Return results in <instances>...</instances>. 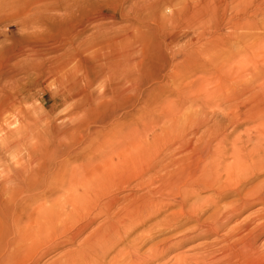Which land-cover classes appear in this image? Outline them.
Listing matches in <instances>:
<instances>
[{
    "label": "rangeland",
    "instance_id": "1",
    "mask_svg": "<svg viewBox=\"0 0 264 264\" xmlns=\"http://www.w3.org/2000/svg\"><path fill=\"white\" fill-rule=\"evenodd\" d=\"M148 1L0 0V90L6 84L8 73L13 71L15 80H18L15 81L16 89L11 92L21 93L22 97L30 96L23 99L20 108L15 112L5 113L2 121L0 120V179L2 181L4 177L3 182L8 180L12 187L27 180L28 175L25 178L16 176V179H11L12 170L18 169L11 163L14 155L21 158H26L27 155L23 143L11 145L7 151L3 148L8 137L6 132L20 138L19 140L28 136L29 147L36 143V134L25 127L29 122L27 117L48 113V108L53 103L50 101L51 93L56 89L54 84L53 87L48 84H44V87L34 85V78L26 70L29 62H26L25 55L29 52L23 55L21 53L29 46L49 45L60 40L69 42L77 35L81 45L77 50L80 60L77 64L70 63L68 68L71 71L78 69L75 72L76 79L81 84H85L90 77L93 79V88L90 90L94 98L85 107L80 104L70 106L71 101L62 102L60 98L59 107L49 114L52 120L61 118L62 121L55 122L64 130L85 123L89 116H94L96 123H93L82 140L77 137L72 139L65 148L61 147L57 151V155V147L49 146L55 162L48 174H56L59 169L64 170L65 166L70 169L89 163L94 181L109 183L110 194L119 201L112 209L113 212L119 211L123 206H127V209L139 206V213H143L145 207L141 205V197L153 195L163 189L161 209L158 207L156 212H149L147 218L151 219L146 224H127L134 228L115 245V251L125 243L129 244L132 237L137 235L152 236L146 242L144 250L165 236L176 234L174 237H182L181 231L165 234L155 230L156 227L153 228L159 217L180 209L179 201L182 196L176 194V183L171 172L183 171L185 176L189 174L191 177H201L196 181L198 192L192 200L204 199L203 214L209 215L213 210L206 207L209 204L207 199L216 198L217 195L214 189L207 186V182L213 178L212 166L218 155L224 154L221 156L224 163H229L230 152L235 148L245 153H264V0H242L240 9L251 5L250 2L256 5L258 12L255 16L236 14V1L231 2L227 11L210 22L203 24L201 20L188 23L185 27L190 35L195 36L196 49L202 38L208 40L207 50L205 53L196 50L189 64L177 71H174L172 65L167 64L161 68L157 62L151 64L149 55L140 61L141 50L147 49L146 54H149L153 44L168 37L165 33L160 36L156 34L157 24L150 20L152 15H149ZM156 13L165 14L166 9L160 8ZM179 26L181 24L177 23L175 29ZM186 36L174 41V48H177L174 49L175 54L168 51L170 59L182 57L181 47L184 45L181 44ZM69 53L67 52L68 56L73 55V52ZM95 75L97 76L94 77ZM189 83H193L192 86ZM39 106L41 109L37 113L36 108ZM29 107L33 110L30 111ZM97 110L98 113L95 112ZM171 112L175 114L174 120ZM108 143H112L109 145H112L113 150L106 148ZM119 143H125L126 147L120 148ZM11 155L14 156L13 161ZM198 160L199 164L196 162ZM263 179L264 175L259 179L246 181L243 188L251 187ZM61 183H49L48 186L35 187L32 192L17 193L14 196L16 199L11 201L5 193H0V257L16 256V253L31 249V241H37L40 235L34 218L43 214V208L53 206L56 209L65 202L66 191ZM169 195L173 198L168 197ZM234 199H224L220 205L229 206ZM260 210H264V205L257 204L247 208L233 218L227 230L240 224L239 221L243 222L247 217L260 213ZM97 212L92 210L93 215ZM106 216L103 213L93 218L91 225L75 239H70L71 235L67 231L56 236L42 237L43 241L36 251L37 246L31 249L32 255L25 258V263L22 261L20 264H59L67 255L89 241L94 231L104 224ZM182 221L185 222L184 219ZM191 224L196 223L190 222L186 228ZM30 231L33 232L31 235ZM21 232H27L25 238L21 237ZM152 232L154 236L151 235ZM222 233L223 231L219 236L207 238L200 236L199 232H193L189 242L184 245L175 243L164 259L150 264H162L170 260L168 264H181L180 260L194 264L187 256L200 252L197 246L220 239ZM263 240L264 234L259 239L260 249L264 251ZM115 251L108 259L116 254Z\"/></svg>",
    "mask_w": 264,
    "mask_h": 264
},
{
    "label": "bare ground",
    "instance_id": "2",
    "mask_svg": "<svg viewBox=\"0 0 264 264\" xmlns=\"http://www.w3.org/2000/svg\"><path fill=\"white\" fill-rule=\"evenodd\" d=\"M236 1V8L238 9V12L236 13L235 11V13L239 14V16L246 14L255 16L258 12L257 7L255 8L256 5L252 4V2H250L251 5L240 9L242 0H149V15H152L150 20L157 24L155 29L156 34L160 36L165 33L164 35L168 34V37L161 38L162 41H157L155 45L153 44L150 48L151 50L149 51V54H146V51H148L147 49L146 51L141 50L142 55L140 61H142V58L149 55L150 61H152L151 64L157 62L161 65V68L167 64L172 65L174 71H177L181 67L183 68L189 64L190 59L194 56L196 50H200L202 53H205L208 44V40H203L201 38L199 39L201 44L196 49L194 46L195 36L190 35L185 26L188 23H193L194 21L200 22L202 20L201 23L203 24L208 21L210 22L211 20L217 18L222 12L227 11L231 2ZM160 8L166 9V13L162 15L157 14L156 11ZM177 23H180L181 26L175 29V25ZM184 35L187 36L186 38L184 37L186 40H184V43L181 44L184 45L182 46L183 48L180 46L182 49V57L175 60L170 59L171 57H168V51L170 50V52H174L175 54L174 49L177 47L174 48L175 45H173V43ZM52 44L29 46L27 49H24L23 52L21 51L22 55L29 52L25 55L27 58L26 62H29L26 70L31 74V77L34 78L35 86H43L44 84H48L50 86L54 84L56 86V89L53 90L50 97V101H53L48 108L50 114H52V112H54L53 110L61 104L58 102L60 101V98H62V102L71 101L72 104H69L70 106L76 107L80 104L85 107L89 100L94 98V95L90 90L93 79L91 77L88 78L87 82L85 84L82 83V85L80 80L76 79L77 74L75 72L78 71V69H75L76 71H71L68 68L70 63L77 64L80 60L79 52L77 51L81 47L78 42V36L76 35L74 40L69 42L60 40L53 42ZM67 52H73V55L68 56ZM179 55L181 54L179 53ZM15 76L16 75H14L13 71L8 73L5 82L6 84L4 86L5 88L1 86L3 88L0 90V120L3 119L5 113L11 111L15 112V110L20 108L23 99L30 97L29 95L22 97L20 95L21 93L14 94L11 92L12 89H16L15 81L18 80V78L15 80ZM96 76L97 75L94 77ZM120 76L122 75L120 74ZM85 79H87V77ZM192 84H190V86H192ZM187 93L189 92L187 91ZM39 108L41 109L40 106L36 108L37 113L40 110ZM94 108L92 110H94ZM98 109L100 110L101 107ZM32 110L33 109L30 111ZM99 110L95 112L98 113ZM49 112H45L46 114L44 112H42V114H37V117L35 115H28L27 118L29 122L25 127L30 132L36 134V143H34L31 147L28 145V136L23 137V140H19L20 138L17 139L13 134L8 132H6L8 137L5 139L6 142H4L3 145V148L7 151L11 148V145H21V143H23L27 155L26 158L14 155V161L12 158L13 155H11L13 162L10 161L18 167V169H14L12 167L14 171L12 170V174H10L12 175L11 179H14L16 176L25 178L28 175L27 180L23 182L24 184L19 183L20 185L16 186L18 187L17 190H11L16 187L10 186L8 180L3 182L4 177L2 178V181L0 179V193H5L9 197L10 201L11 199H16L14 196L17 193L20 194L24 191L32 192L37 186H48L49 183L52 184L54 182H62L61 184L66 191V195L63 194L65 195V202L61 206L57 205V211L53 206L46 209L43 208L41 210L43 211V214L39 216L41 218H34L33 221H35L40 235L37 241H31L29 245L32 246L31 249L37 246L34 250L36 251L38 246L43 241L42 237L46 238L47 236H56L57 234L64 233L66 231L70 233V239H75L91 225L94 221H91L93 218H97L99 215L105 213L107 216L104 224L102 223L98 230L94 231L95 233L93 235L92 233L90 234L92 237L89 241L87 240L73 253L67 255L64 260L59 262V264H150L151 262L164 259L169 253V250L174 247L175 243L184 245L187 241L189 242L193 232H199L200 236L212 238L220 234L222 231L223 233L221 234L220 239L216 238L212 242H207L206 245L204 243V246L201 245L202 247L197 246L196 248L201 251L187 256L189 261L191 260V263L194 264H264V251L260 249L259 244V239L264 234V210L261 211L263 208L260 210L261 212L259 211L260 213H258V211V214L251 213L254 215L250 214L251 216H246L247 218L245 217V220L242 219L243 222L239 221L241 222L240 224L237 223L238 225L235 224L237 226L233 229L230 228L227 230L228 224L233 220V218L239 216L243 211H246L247 208L257 204L264 205V179L260 180V182L251 187L246 189L243 188L246 181L253 179L256 180L264 175V153L262 155L253 151L245 153L235 148L230 152L231 161L229 163H224V159L221 157L224 154L220 153L218 155L217 159L213 162L214 165L212 166L213 178L207 182V186L214 189L217 195L215 196L216 198L211 197L207 199L209 200V204L207 203L206 207H210L213 210L209 215L207 212L205 213L208 216L203 214V207L205 206H202V203L205 200H192L198 192V183L196 181H198L201 177H191L189 174L185 176V172L183 173V171L180 173L178 171L171 172L174 177L173 180L176 183V186H174L176 187V194H180L182 196V200L179 201L180 209L159 217L153 225V228L156 227L157 229L155 230L159 233L165 234L181 231L183 233H181L182 237H174L176 234L174 236H165L152 244L149 242L151 246L144 250L146 242H148L152 236L148 237L147 235V237H141L140 235H137L132 237L133 239L130 240L129 244L128 242L125 243L122 248H117L118 251H115V245L117 243L119 244L122 239H124L134 228V226L128 227L127 224H146L147 221L151 219L147 218L150 214L149 212H153L158 207L160 208V206L163 205L162 201L164 198L161 195L163 189L161 188L156 193H153V195L150 194L149 196L141 197V205L145 207L143 213H139V206L136 208L134 206H130L127 209L126 205V207L123 206L119 209V211L113 212L112 209L119 201L115 196L110 194L109 183L102 182V180L98 182L94 181V174L89 169V163L87 165H85L86 163H83V165L78 168L69 167L70 169H68L67 166H65L64 170L59 169L56 174H48L49 172L51 173L53 168L52 166L55 162V158L53 159L54 154L52 155L49 152V146L53 145L57 147L55 151V155H57V151H59L61 147L65 148L67 143H69L72 139H76L77 137L78 140H82L85 134L91 130L93 123H96V118L94 116L90 118L89 116L85 123H80L81 125L75 128H65L64 130L61 129V127H59L55 122L56 120L62 121L61 118H54V120H52ZM95 112L93 115L96 114ZM170 115L173 119L175 114L173 115V112H171ZM38 120L39 123L37 124ZM109 144L112 143H108V147L106 148L110 147V150H113L112 145ZM124 144H120L119 147H126ZM66 148L68 149V147ZM196 162L200 163V160ZM14 183L12 185H14ZM17 183L18 182H16V184ZM168 197L173 198V196L171 197L170 195ZM229 197L235 198L232 204L229 206H221V201H224V199L226 200ZM125 199H127V197ZM92 210L98 212L93 215ZM199 210H201V213H199ZM183 219L185 222L182 221ZM190 222H195L196 224H191L192 226L186 228V225L188 223L190 224ZM32 233L33 232L30 231V235ZM26 235L27 232H21L22 238H25ZM151 235H153V232ZM33 238L35 237L33 236ZM28 241L30 242V240ZM31 249L16 253V256L12 255V257H9L8 255L6 257H0V264H20L22 261L24 262L26 260L25 258L32 255L30 254L32 253ZM113 251H115L116 254L108 259V256H110ZM170 261L163 262L162 264H168ZM180 263L188 264V262L185 263L182 260H180Z\"/></svg>",
    "mask_w": 264,
    "mask_h": 264
}]
</instances>
